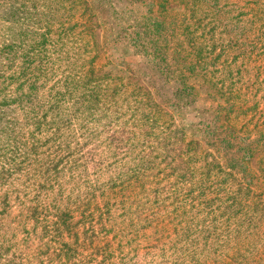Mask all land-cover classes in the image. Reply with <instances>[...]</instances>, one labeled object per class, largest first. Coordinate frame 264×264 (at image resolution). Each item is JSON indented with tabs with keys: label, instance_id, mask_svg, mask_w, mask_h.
<instances>
[{
	"label": "trees",
	"instance_id": "trees-1",
	"mask_svg": "<svg viewBox=\"0 0 264 264\" xmlns=\"http://www.w3.org/2000/svg\"><path fill=\"white\" fill-rule=\"evenodd\" d=\"M221 1L96 0L104 26L110 25L109 50L131 52L174 76L172 100L165 96L160 104L183 122L188 105L197 111V88L186 73L197 74L237 45L224 41L232 26H244L246 39L264 19V0H250L261 8L249 20L240 12L233 23L222 17ZM175 2L184 7L182 22L171 17ZM68 11V26L65 13L48 10L47 26L27 28L20 43H0V264H264V177L251 167L260 151L264 163L260 102L244 108L240 91L223 83L218 93L227 105L213 117L216 123L191 126L224 162L197 166L187 124L140 145L127 128L130 119L120 123L122 114L106 107L118 90L108 97L110 82L92 67L85 70L86 61L53 58V32L64 45L80 26L77 6ZM178 26L198 48L196 62L193 52L169 53L168 33L176 36ZM217 33L222 52L214 61L218 42L207 47ZM249 114L262 118L258 134L231 124Z\"/></svg>",
	"mask_w": 264,
	"mask_h": 264
},
{
	"label": "rangeland",
	"instance_id": "rangeland-1",
	"mask_svg": "<svg viewBox=\"0 0 264 264\" xmlns=\"http://www.w3.org/2000/svg\"><path fill=\"white\" fill-rule=\"evenodd\" d=\"M249 2L250 0H222L220 7L223 12L222 15H225L222 17L229 18L233 23L236 22V18L242 12L243 14L248 13L247 15H241L243 20H249L259 8L264 6L260 7V5ZM262 3L263 1H261ZM0 4L3 5H0V43L2 45L20 43L27 28L40 27L41 24L42 26H47L45 20L48 19H44V13L48 10H55V14H60L59 12L61 11L62 14L65 13V26H68V9L73 5L77 6L79 15L76 19L80 22V26L76 29L73 36L63 38L66 40L64 45L59 34L53 32V37L56 40V45L53 47V58L58 61L60 57L67 58L70 56V60L74 62L76 60L79 62L86 61L85 70L92 67L95 70V76H98L101 80L105 78L106 82H110V87L113 89L106 93L108 97L112 91L118 90V92L114 95L110 94L112 102L106 107L109 108V111L122 114L120 123H125L126 120L130 119L127 128L133 131V135L136 136L135 141L140 145L146 139H148L149 144L159 141L158 136H160L161 131H165L169 126L175 128L182 126V124H187L190 127L188 140H195L197 143L194 150V154L198 159L197 166H204L206 162H224L223 154L207 147L205 140L197 134L198 131L194 127L191 128V126L197 125L200 121L208 123L212 121L213 125L216 123V119H213V117L218 111L221 112L220 106L224 107L227 105L225 99L221 98L218 93L219 86L224 83L226 87L240 91L243 100L247 102L244 108H247L248 105L253 106L258 102H260L258 103L259 108H264V19L258 20L256 26H253V31L249 32L246 39L242 38V34L240 35L244 26H236V29L235 26H232L231 32L223 34L224 41H231L230 44L236 43L237 45L227 47L226 52L218 57L216 61L214 60L216 55L222 52L220 46L222 41L218 42L219 33L216 34L217 40L210 41L208 49L218 42L217 45L219 47L215 46L217 47L216 52L210 57L216 63H209L207 68L199 69L197 74L186 73L187 76L192 75L189 81L194 83L197 88L198 93L195 96L197 111L191 113L194 106L188 105L186 109L190 113L188 115L187 113L185 114L187 118L183 122L181 116L176 112L160 104L162 100H165V96L172 100V93L176 90L173 83L174 76L171 75L166 78V74H161L151 61H145L131 52L109 50L104 43V38L106 27L110 25L104 26L101 20L103 14L100 13V8L96 6L98 4L96 0H0ZM169 7L174 8L171 17L178 18L179 22H182L184 18V15L181 14L184 8L183 5H176L175 2ZM57 8H60L61 11H58ZM105 9L107 11L103 13L106 15L111 7H106ZM144 11L146 12V10ZM138 15L140 14L138 13ZM261 16L264 17V13ZM232 18L235 19L232 20ZM127 27L129 28L130 26ZM250 27L247 26L245 28ZM171 28L172 26L169 27V29ZM178 28L176 36L172 37L170 32L168 33L169 38L172 40L169 43L171 46L169 53H173L174 49L180 50L182 53L190 51L193 52V55L189 57L190 60L196 62L198 48H191L190 43L184 40V26H178ZM239 35L240 37L238 38ZM232 40L235 41L232 42ZM201 43L202 38L198 39V44ZM62 46H64L65 51L70 52V55H67L65 51L61 52ZM87 48L90 49L87 50ZM6 55L4 54L3 56ZM91 59L93 63L89 62ZM173 68H176V66ZM238 68L243 70L241 75L237 73ZM144 71L151 72V75L144 78L142 75L136 74ZM158 91L164 93V95L159 94ZM210 94L215 96L211 97L209 96ZM143 112H150L154 120L146 122L147 118H145ZM226 112V110L222 111L223 114ZM251 116L249 114L246 118L241 115L238 119L231 121V124H235L238 129L249 125L251 129L256 128L258 134L263 130L261 126L263 123H260L262 118H258L257 115L255 119L250 120ZM223 122L227 123L225 120ZM198 126L201 128L200 124ZM245 131L246 128L243 132ZM90 145L92 148L93 145ZM164 147L166 146L163 144L162 148ZM44 148L46 147H42V150ZM147 150H149V147ZM55 152H51V154L53 155ZM174 153L175 151L172 150L168 158H171ZM262 155V151L256 154L251 167L257 174L264 177ZM74 156L79 158L80 155L75 154ZM78 161L81 163L84 159L81 158ZM80 170H83V168L80 167ZM80 170H77V172Z\"/></svg>",
	"mask_w": 264,
	"mask_h": 264
}]
</instances>
